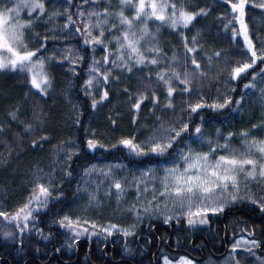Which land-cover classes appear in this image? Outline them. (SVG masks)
Returning a JSON list of instances; mask_svg holds the SVG:
<instances>
[{"label": "trees", "instance_id": "16d2710c", "mask_svg": "<svg viewBox=\"0 0 264 264\" xmlns=\"http://www.w3.org/2000/svg\"><path fill=\"white\" fill-rule=\"evenodd\" d=\"M168 1L176 3L178 8L183 3L189 11L204 8L208 11V15L197 17L187 29H173L169 24H162L155 20L148 21L149 30L156 34L155 43L166 54L161 60L160 67L149 65L135 68L132 73L114 70L113 75L119 79L110 81L107 86L108 99L98 103L95 109L91 106L92 96L85 94L84 87L92 51L90 48L82 47V41L74 35V31L61 30V26L66 22V16L63 15L64 9L68 8L73 18L77 19L76 5L80 4L81 0H72L71 6L66 3V0H44L46 14L40 20H36L34 15L33 27L26 32V42L30 49L39 48L42 38L47 35L50 37L46 45L47 50L42 49L38 53L39 56H49L54 48L74 47L84 56V60L75 67V72H68L67 62L49 64L48 71L53 77L52 88L48 96L43 98L30 88L27 75L18 71L0 70V124L5 126V131L0 133V154L6 155L21 167H31L44 161L50 151L55 148L54 146L68 141L75 144L74 151L77 154L71 161L66 162V168L59 183L61 190L53 192V197L62 193L61 199L58 202H50L46 210L35 214L37 223L34 228L30 225V228L24 232L22 244L21 235L15 225L6 223L0 217V264H103L105 260L102 251L111 250L112 245L114 259H128L132 263L111 261L105 264H155L159 261L160 253H169L173 257L181 253H189L197 260L202 256L193 248L197 245L204 252V260L219 261L220 256L224 255L234 241L242 235L257 239L264 247V212H260L257 206L247 200L229 205L220 215L209 214L207 224L189 225L184 218L173 220L170 222L172 231L164 222L157 221V218H150L135 231L134 235L127 237L114 233L105 238L104 234L96 230L97 235L91 238L85 235L78 242H73L72 233L53 222L65 215L67 209L79 198L80 190L77 189L78 187L80 189L84 169L90 165L99 162H120L129 167L143 168L177 160V152L184 148L185 142L189 139L188 135H185L165 157H137L117 143L121 138L131 137H135L137 143L145 141V138L152 135L154 129L158 127L157 117L176 125L190 122L191 132L197 124L202 123L204 127L232 121L245 123L252 115L257 114L252 113L256 98L251 94L255 88H244L246 83L253 82V70L250 69L247 75L235 81L229 76L231 67L237 61L248 59L243 37L238 36L236 40L231 38V30L238 29L239 24L234 20L230 6L226 2L222 3L221 0ZM261 3H264V0H248L245 10L249 35L257 49L262 47V41H264V8L258 7ZM100 7L102 9L104 4ZM55 11H59L61 15L49 22L48 15ZM228 20H233V23L226 30L224 25L228 23ZM142 26L143 21L136 23L133 30L138 31ZM52 29L54 31H50ZM36 33L39 34L38 37L34 35ZM181 33L188 37L189 47L193 46L191 37L199 33L197 37L199 50L196 59L207 76L202 79L197 78L192 84L191 93L188 94H181L180 86L174 82L173 86L177 87V93L172 100L174 108L166 109L164 107L167 103L166 89L156 81L155 73L171 63L173 53L183 61L185 50ZM53 35L57 37L55 41L51 40ZM149 46L150 43L142 42L141 50ZM216 51L221 52L219 58L213 55ZM208 56L212 57L211 66L207 60ZM174 66L177 70L183 71L182 64ZM261 68H264V64L257 62L254 71L259 73ZM149 72L152 73L151 80L144 78ZM125 88L128 89L127 93L124 91ZM153 90L159 98V103L154 110L151 99ZM140 92H146L149 99L137 112L132 105ZM241 96L243 100L238 106L234 101L240 100ZM225 97L233 101L225 109L214 110L205 107L196 113L188 111L189 103H222ZM34 107L36 113L33 112ZM17 108L19 109L18 119L13 121L8 113ZM27 123L33 124L31 133L24 131V124ZM43 135H47L49 139L33 147L31 141ZM89 139L98 141L104 147L89 149L87 147ZM113 144L117 147H111ZM66 172H71V176H66ZM9 182L11 183V178L7 165L0 163L1 202H4L2 197L10 189ZM32 189V186L26 189L23 204L27 201ZM257 190H259L256 194L257 198L264 195L260 186ZM12 209L5 207L4 211L13 213ZM222 216L224 217L221 218ZM36 228L42 229L43 236H47L48 239L38 234ZM5 231L15 235L12 238H5L3 235ZM253 231L254 235H250ZM66 241L68 244H73V247H68ZM159 244L164 250L153 259L152 255ZM213 250L219 255L214 256ZM55 252L57 255L54 254ZM236 256L246 264H252V259L247 258L243 253ZM30 258L31 261L27 262ZM201 260H197V263Z\"/></svg>", "mask_w": 264, "mask_h": 264}, {"label": "snow or ice", "instance_id": "6c2138e0", "mask_svg": "<svg viewBox=\"0 0 264 264\" xmlns=\"http://www.w3.org/2000/svg\"><path fill=\"white\" fill-rule=\"evenodd\" d=\"M226 2L231 9V14L234 20L238 22L239 28L231 30L233 40L238 36L243 37V44L248 55L245 61H237L230 70V79L235 81L243 78L252 72V81H255L259 76L264 79V68L260 69L259 73L254 71V66L257 62L264 64V41L262 47L257 49L249 35L248 26L245 22L246 7L248 0H221ZM66 3L71 6L72 0H66ZM101 3L107 6L102 9L99 7ZM11 4V6H8ZM121 10L112 12L110 0H81L77 4V11L73 18L71 11L64 9L63 15L66 16V22L61 26L64 32H73L76 37L82 41V47L90 48L92 51L91 63L87 72V79L84 81L85 94L92 96V108L95 109L98 103L108 99L109 91L108 84L111 80H118L119 77L113 75L114 70L121 72L132 73L135 68L154 66L160 67L162 58L166 54L155 43L156 34L152 33L148 27V21L155 20L162 24H169L171 28L177 29L179 26L187 29L199 16L208 15V11L200 8L198 11H189L183 3L180 7L174 2L158 3L157 0H138V4L133 5L135 13L132 17L125 15L123 9L132 5V0H119ZM264 8V3L258 5ZM27 10L29 19L21 20L20 14ZM170 10V12H169ZM33 14L35 19L40 20L46 14V4L44 0H0V70H11L25 73L28 76V84L31 89H34L36 94L42 98L47 97L51 88L53 77L48 71V66L52 62L63 64L68 62L70 70L75 72V67L83 62L84 56L79 53L74 47H67L61 50V55L57 56L53 52L49 56H39L38 53L43 49L47 50V43L50 39L45 35L40 42V47L30 49L26 42V32L33 27ZM59 11H55L48 15V20L51 22L56 17L60 16ZM115 16L119 24L112 23L109 28L110 17ZM143 21V26L135 31L136 23ZM233 20H228L224 25L227 30ZM113 30H120V35L114 36L112 39L106 40V32ZM54 31V29L50 30ZM39 36L38 33L34 34ZM199 33L191 37L192 47H189V40L187 36L181 33V40L184 47V57L181 61L175 53L171 57V63L161 71L155 73L156 81L162 84L166 89L167 103L164 105L166 109H173V97L177 93V87H174V82L180 86L181 94H188L192 91V84L197 78H204L207 73L201 69L200 63L196 59V54L199 50L198 37ZM57 37L51 36V40L55 41ZM115 42V49L111 45ZM142 42L150 43V46L141 50ZM98 47H102L104 55L100 59H96L95 52ZM191 54V55H190ZM216 58L221 56L220 51L213 53ZM207 60L211 66L212 57L208 56ZM182 64L183 71L177 70L174 65ZM191 68V70H190ZM145 79L151 80L152 73H146ZM101 86L99 100L95 98L93 89ZM256 84L253 82L246 83L245 89L255 88ZM234 91V89H232ZM124 91L127 93L128 89ZM131 98V95H130ZM260 98L264 102V88L260 89ZM149 97L146 92H140L132 108L139 111L141 105L148 100ZM151 99L153 103V110L159 103V98L152 91ZM243 96L240 100L234 101L238 106L241 104ZM233 101L225 97L223 102H214L212 104H205L197 102L195 104H188L189 113H196L198 110L205 107L219 110L230 106ZM18 111H10L8 113L11 120L18 119ZM36 113V108H33ZM39 121V116H37ZM159 121L158 127L154 129L153 134L147 138L146 141L137 143L135 137L121 138L117 143L127 148L130 154L137 157L155 156L165 157L175 145L180 143L185 135L189 139L185 142L184 148L177 152L178 160H174L170 167L162 168L163 176L157 178L155 167H148L146 170H141L139 176H133V186L136 189L137 201H139L142 194L149 192V184H151V200H146L142 204H133L127 211L135 215L136 223L128 226H121L109 222L107 225H98L97 222L92 221L86 217L76 216L73 218L70 215H63L53 222L58 224L60 228L67 229L72 233L73 242H78L82 236L87 235L89 238L97 235V229L104 234L105 238L111 236L114 232L120 233L127 237L135 234V229L138 227L142 216H149L160 214L164 217V223H169L173 216L167 215L168 202L170 201L173 208H180L185 210L187 222L189 225L207 224V216L209 214L223 213L225 208L237 201L247 200L253 205L257 206L260 212H264V195L257 198L256 194L251 190V185L256 184L264 191V139L257 140L255 138L249 139L250 132L245 130L239 133L242 141L243 151L231 147V140L234 133L229 132L223 137L224 143L219 142L221 136L220 129H216L217 140L213 142L206 137L201 124L195 125L190 132V122H183L179 125L169 123L157 117ZM203 122V117H201ZM78 122V121H77ZM133 122L135 123V117ZM115 123V121H113ZM258 127H264V122L260 125H252L255 130ZM5 131V126L0 124V133ZM24 131L31 133L33 131V124H24ZM18 135V134H17ZM47 135L40 136L38 139L31 141L33 147H36L41 142L47 141ZM200 144L208 146V151H197L192 145ZM104 147L98 141L89 139L87 147L89 149H96L97 147ZM58 152H65L63 144L54 146ZM111 147H117L116 144ZM223 152L224 154L217 155ZM75 151H68L66 153V162L71 161L72 157L76 155ZM259 154V159L256 158ZM181 164L183 167H181ZM113 167L119 169L122 165H109L107 169L97 168L96 165L84 169V175L90 176L92 173L99 171L105 177H112V183L109 192L114 188L117 193V202L119 203L121 197L126 191L125 183L120 179H115ZM42 170H38L35 183L30 196L27 201L17 208L13 213L0 211V217L8 224H14L21 235V244L23 243V234L30 228H34L37 223L35 214L41 210H46L50 202H58L62 193H58L53 197V192L56 187L52 184L51 179L44 183V175ZM66 176H71V172H66ZM126 180V178H124ZM159 179L160 188L157 189L156 181ZM80 190L79 187L77 189ZM87 191V189H85ZM243 192V195L241 194ZM164 201L161 204L159 201ZM97 202V195L95 192L88 193V206ZM85 208V210H86ZM38 234L43 236L42 229H35ZM5 238H12L15 233L5 231L3 233ZM254 235V231L250 233ZM48 239L47 236H43ZM244 251L250 255H255V249L260 247V242L252 239L244 242ZM68 247H73V244H68ZM240 247V242L232 246L231 254L229 256L230 264H242L241 259L237 258L235 253ZM59 251V249H57ZM260 264H264V259L257 257ZM163 264H195L194 260L181 256L177 261H172L168 256L163 257Z\"/></svg>", "mask_w": 264, "mask_h": 264}, {"label": "rangeland", "instance_id": "374dc122", "mask_svg": "<svg viewBox=\"0 0 264 264\" xmlns=\"http://www.w3.org/2000/svg\"><path fill=\"white\" fill-rule=\"evenodd\" d=\"M158 3L166 2V0H157ZM167 2H169L167 0ZM111 8L109 9L112 12L120 11V5L119 0H110ZM104 7L107 6L105 3ZM100 4V5H101ZM138 4V0H132V5H129L123 9L125 15L132 17L135 13V8L133 5ZM8 6H11L9 4ZM100 7V6H99ZM101 8V7H100ZM170 12V10H169ZM35 14H33L34 17ZM21 20H27L29 19L27 10H24L20 14ZM246 24L247 21L245 20ZM119 24L118 19L113 16L110 17V23L108 27H111V24ZM178 28L184 29L182 26H179ZM120 35V30H113L111 32H106V40L112 39L114 36ZM116 47L115 42L113 41V44L111 45V48L114 50ZM67 48V47H66ZM65 48H54L53 52H56L58 56L61 55V50ZM52 52V53H53ZM51 55V54H50ZM104 55L102 47H98L95 52L96 59H100ZM68 63V62H67ZM68 72H72L70 70V64L66 65ZM19 72V71H18ZM21 73V72H19ZM26 75L25 73H21ZM253 83L256 84L255 87V93L253 92L251 95H254L256 100L253 103L254 108H252V113H257L255 116H251L245 123H236L235 121L232 122H226L223 124L218 125H205L203 127L204 134L206 137L210 138L213 142H215L218 138L216 136V129L219 128L221 132V136L219 137V142L224 143L223 137L226 136L229 132L234 133V137L231 140L230 144L231 147L234 149H238L240 151H243L242 147V141L239 136V133L241 131H249L250 136L249 139L255 138L257 140L264 139V127H258L257 129L253 130L252 125H260L262 122H264V102L261 101L260 98V89L264 88V79H261L258 77ZM101 86L96 87L93 89V94L95 95V98L98 100L100 95ZM256 110V112H255ZM151 136V135H150ZM148 138V137H147ZM145 138V141L147 140ZM144 142V141H143ZM140 143V142H139ZM75 144L72 141H68L66 143H63V147L65 148V152H58L57 148H54L50 151L48 156L44 159V161H40L34 166L31 167H21L18 163L13 162L11 159H9L6 155L0 154V163L7 165L8 174L11 178V183H8V187L10 186V189L7 191V193L2 197L4 202L0 201V211H4L5 207L13 208L12 212L15 211L17 208L22 206L23 202L26 198V189L29 186H34L35 183V177L38 172V170H42V175H44V183L48 182V179L50 178L52 181V184L56 187L59 185L62 176L64 174L65 168H66V153L68 151H74L75 150ZM197 151H208L207 144L200 145V144H193L192 145ZM224 154L223 152L217 153V155ZM256 158L259 159V154H256ZM178 160V158H177ZM173 162L163 164V165H150L143 168H134L129 167L124 163L116 162V163H94L92 165H96L97 168H104L107 169V166L109 165H122V168H115L113 167V172L115 174V179H120L122 182L125 183L126 191L121 197L119 203L117 202V193L114 188L111 189V194L106 195V193L109 192L110 185L112 183V177H105L102 175L99 171L92 173L90 176H85L83 172L82 177V183L80 185V195L79 198L71 205L67 211L66 214L72 216L75 218L76 216H82L86 217L92 221H95L98 223V225H107L109 222L115 223L121 226H128L130 224L136 223L135 215L132 212L127 211L133 204H142L145 203L146 200H151L152 193H151V184H149V192L147 194H142L139 201H137V193L136 189L133 186V176H139L141 170H146L148 167H155L157 169L156 176L157 178L164 175L162 168L165 166L170 167ZM91 166V165H90ZM89 166V167H90ZM181 167L183 165L181 164ZM88 168V167H87ZM126 178V180L124 179ZM10 184V185H9ZM156 187L157 189L160 188L159 179L156 181ZM258 185L252 184L251 190L257 194L259 190ZM87 189V191H85ZM95 192L97 195V202H94L91 206L88 205V193ZM243 195V192L241 193ZM161 204L164 203V201H159ZM240 201H237L236 203H239ZM86 208V210H85ZM168 208L169 210H166L167 215L173 216V220H178L181 218L188 219L186 214H183L186 212L185 210H181L180 208L176 207L173 208L171 202H168ZM227 208V207H226ZM225 208V210H226ZM224 210V211H225ZM65 214V215H66ZM219 215L222 213H218ZM150 218H157V221L164 222V217L160 214H154L149 216H142L141 222H139L138 227L135 229V231L138 230V228L148 222ZM170 221V222H171ZM170 222L167 223V225L170 226V230L172 231V226L170 225ZM166 224V223H165ZM99 231V229H97ZM100 232V231H99ZM116 233V232H114ZM113 233V234H114ZM131 236V235H130ZM254 238L248 237L246 235L239 236L234 243L230 246L228 250L224 253V255L220 256V260H210L207 262L202 258L201 262L197 263V260L192 258L187 253H181L177 256L173 257L169 253H160L159 254V261L155 264H163V257L168 256L170 260L177 261L181 256H186L192 260H194L195 264H230L229 256L231 254V249L234 244L237 243V241L240 242V247L238 248L235 255H238L240 253H243L246 255L247 258L252 259V264H260V261L257 259V257H260L264 259V247L262 244H260L259 248H256L255 255H250L247 252L244 251L245 241H250ZM257 240V239H255ZM258 241V240H257ZM157 256V255H156ZM156 256L153 258L155 259ZM242 261V260H241ZM242 264H246L245 261H242Z\"/></svg>", "mask_w": 264, "mask_h": 264}, {"label": "bare ground", "instance_id": "6f19581e", "mask_svg": "<svg viewBox=\"0 0 264 264\" xmlns=\"http://www.w3.org/2000/svg\"><path fill=\"white\" fill-rule=\"evenodd\" d=\"M61 185L59 184L58 186H57V191H60L61 190ZM224 216H222L221 218H223ZM222 226H223V228L224 229H226L225 227H224V225L222 224ZM192 242H193V240H192ZM207 244V243H206ZM112 245V244H111ZM195 250H197L202 256L199 258V259H197L198 261H200L202 258H203V256H204V252H203V250H202V248L199 246V245H197V246H195V247H193ZM162 250H164L163 249V247H161V245L159 244V246H158V248H157V250L153 253V257L152 258H154L160 251H162ZM113 252H114V250H113V245L111 246V250H109V249H104L103 251H102V255L104 256V262H103V264H105L106 262L108 263V262H115V263H118V262H121V261H124V262H130V263H132L131 262V260H128V259H123V258H113L114 257V254H113ZM187 254H189V253H187ZM213 254H214V256H217V255H219V253H217L216 251H214L213 250ZM190 255V254H189ZM192 258H194L192 255H190ZM195 259V258H194ZM196 260V259H195ZM29 261H31V258L30 259H28L27 260V262H29ZM26 262V263H27Z\"/></svg>", "mask_w": 264, "mask_h": 264}, {"label": "water", "instance_id": "95a60500", "mask_svg": "<svg viewBox=\"0 0 264 264\" xmlns=\"http://www.w3.org/2000/svg\"><path fill=\"white\" fill-rule=\"evenodd\" d=\"M54 254H55V255H57V253H56V252H55ZM50 258H51V257H50Z\"/></svg>", "mask_w": 264, "mask_h": 264}]
</instances>
